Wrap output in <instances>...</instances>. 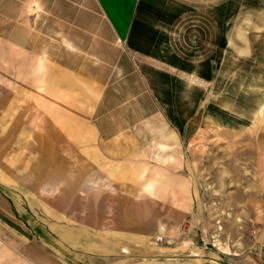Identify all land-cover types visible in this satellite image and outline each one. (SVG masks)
<instances>
[{
	"label": "rangeland",
	"instance_id": "1",
	"mask_svg": "<svg viewBox=\"0 0 264 264\" xmlns=\"http://www.w3.org/2000/svg\"><path fill=\"white\" fill-rule=\"evenodd\" d=\"M1 1L0 264H264V105L245 124L192 92L132 105L143 85L111 84L122 47L91 0L71 35L49 4ZM110 88L107 107L134 110L113 144L92 121Z\"/></svg>",
	"mask_w": 264,
	"mask_h": 264
},
{
	"label": "crops",
	"instance_id": "2",
	"mask_svg": "<svg viewBox=\"0 0 264 264\" xmlns=\"http://www.w3.org/2000/svg\"><path fill=\"white\" fill-rule=\"evenodd\" d=\"M1 2L9 5L25 0ZM33 2L39 6L49 4V21H54L56 28L69 30L67 35L74 29L72 22L77 16H73L74 7L84 11L80 12L82 16L89 14L86 8L89 0ZM91 2L98 11L104 34L122 47L115 62L120 76L114 77L111 84L140 82L143 85L140 95L134 92L126 97L127 103L135 105L143 97L162 104L167 99L189 98L186 93L192 92L193 101L198 103L205 95L203 106L209 116L223 117L226 124H245L257 118L264 105V0ZM218 3L223 4L220 8L223 15L218 13ZM218 52H221L219 56ZM185 75L198 77L209 88L190 86ZM131 76L138 81H128ZM12 89L21 88L15 84ZM110 90L102 92L92 116L96 137L107 144L116 143L134 129L130 118L134 110L130 106H106L109 99L113 101L106 99L115 89ZM180 108L181 104H177V110ZM183 110V107L179 110L181 114ZM155 113L160 114V110ZM67 126V123L62 125L64 135ZM6 211V205L0 201V213Z\"/></svg>",
	"mask_w": 264,
	"mask_h": 264
},
{
	"label": "built area",
	"instance_id": "3",
	"mask_svg": "<svg viewBox=\"0 0 264 264\" xmlns=\"http://www.w3.org/2000/svg\"><path fill=\"white\" fill-rule=\"evenodd\" d=\"M156 241H157V242H162L163 239H162V238H156Z\"/></svg>",
	"mask_w": 264,
	"mask_h": 264
},
{
	"label": "bare ground",
	"instance_id": "4",
	"mask_svg": "<svg viewBox=\"0 0 264 264\" xmlns=\"http://www.w3.org/2000/svg\"><path fill=\"white\" fill-rule=\"evenodd\" d=\"M219 249H222V248H219ZM223 249H226V248H223Z\"/></svg>",
	"mask_w": 264,
	"mask_h": 264
}]
</instances>
